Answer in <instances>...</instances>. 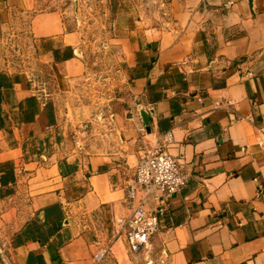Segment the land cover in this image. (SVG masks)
Returning a JSON list of instances; mask_svg holds the SVG:
<instances>
[{"label":"crops","instance_id":"1","mask_svg":"<svg viewBox=\"0 0 264 264\" xmlns=\"http://www.w3.org/2000/svg\"><path fill=\"white\" fill-rule=\"evenodd\" d=\"M164 4L166 26L124 39L129 106L90 144L58 108L86 71L77 32L49 0H0V264H105L140 153L167 132L190 179L152 238L166 264H264V0Z\"/></svg>","mask_w":264,"mask_h":264},{"label":"rangeland","instance_id":"2","mask_svg":"<svg viewBox=\"0 0 264 264\" xmlns=\"http://www.w3.org/2000/svg\"><path fill=\"white\" fill-rule=\"evenodd\" d=\"M67 26L77 32L86 71L69 90L60 92L58 108L71 137L95 144L112 126L113 114L129 106L125 99L124 39L136 29L166 26L165 0H49ZM23 50L10 47L8 57L22 64ZM19 63V64H18ZM157 244L132 251L125 241L112 250L105 264H166Z\"/></svg>","mask_w":264,"mask_h":264},{"label":"built area","instance_id":"3","mask_svg":"<svg viewBox=\"0 0 264 264\" xmlns=\"http://www.w3.org/2000/svg\"><path fill=\"white\" fill-rule=\"evenodd\" d=\"M230 5H234V2L231 1ZM173 140L172 132H167L159 145L145 147L141 151L133 177L127 185L126 198L132 208L113 222L114 230L125 236L132 251L139 252L152 244L161 219L168 211L169 199L181 191L190 179L185 165L166 149ZM149 199L158 201L159 205L155 209L146 208ZM108 253L109 248L101 245L94 259L101 263Z\"/></svg>","mask_w":264,"mask_h":264},{"label":"water","instance_id":"4","mask_svg":"<svg viewBox=\"0 0 264 264\" xmlns=\"http://www.w3.org/2000/svg\"><path fill=\"white\" fill-rule=\"evenodd\" d=\"M141 116L143 119V122L145 123L146 129L148 132H151V128H150V116L148 114V112H146L145 110H141Z\"/></svg>","mask_w":264,"mask_h":264}]
</instances>
